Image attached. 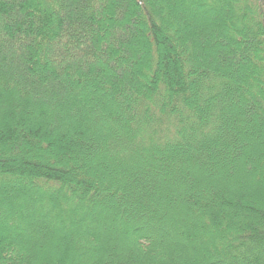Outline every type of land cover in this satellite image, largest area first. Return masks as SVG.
I'll return each instance as SVG.
<instances>
[{"label": "trees", "instance_id": "obj_1", "mask_svg": "<svg viewBox=\"0 0 264 264\" xmlns=\"http://www.w3.org/2000/svg\"><path fill=\"white\" fill-rule=\"evenodd\" d=\"M0 264H264V0H0Z\"/></svg>", "mask_w": 264, "mask_h": 264}, {"label": "rangeland", "instance_id": "obj_2", "mask_svg": "<svg viewBox=\"0 0 264 264\" xmlns=\"http://www.w3.org/2000/svg\"><path fill=\"white\" fill-rule=\"evenodd\" d=\"M197 18V17H196ZM197 19H199V18H197Z\"/></svg>", "mask_w": 264, "mask_h": 264}]
</instances>
